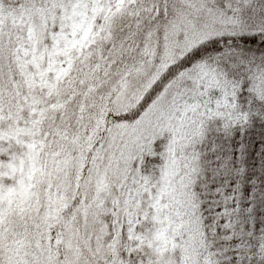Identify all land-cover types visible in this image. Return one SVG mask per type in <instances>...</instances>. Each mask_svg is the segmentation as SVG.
<instances>
[{"label": "snow or ice", "instance_id": "snow-or-ice-1", "mask_svg": "<svg viewBox=\"0 0 264 264\" xmlns=\"http://www.w3.org/2000/svg\"><path fill=\"white\" fill-rule=\"evenodd\" d=\"M0 264H264V0H0Z\"/></svg>", "mask_w": 264, "mask_h": 264}]
</instances>
